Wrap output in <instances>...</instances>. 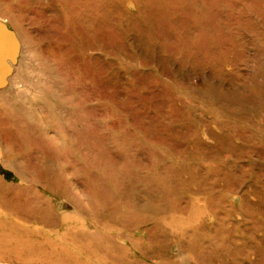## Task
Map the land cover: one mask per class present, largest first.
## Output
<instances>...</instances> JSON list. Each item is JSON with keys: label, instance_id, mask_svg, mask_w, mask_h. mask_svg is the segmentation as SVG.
Listing matches in <instances>:
<instances>
[{"label": "rangeland", "instance_id": "obj_1", "mask_svg": "<svg viewBox=\"0 0 264 264\" xmlns=\"http://www.w3.org/2000/svg\"><path fill=\"white\" fill-rule=\"evenodd\" d=\"M0 264H264V0H0Z\"/></svg>", "mask_w": 264, "mask_h": 264}]
</instances>
